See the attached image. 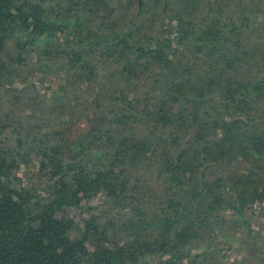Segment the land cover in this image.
Returning <instances> with one entry per match:
<instances>
[{
	"label": "trees",
	"instance_id": "obj_1",
	"mask_svg": "<svg viewBox=\"0 0 264 264\" xmlns=\"http://www.w3.org/2000/svg\"><path fill=\"white\" fill-rule=\"evenodd\" d=\"M0 264H264V0H0Z\"/></svg>",
	"mask_w": 264,
	"mask_h": 264
},
{
	"label": "rangeland",
	"instance_id": "obj_2",
	"mask_svg": "<svg viewBox=\"0 0 264 264\" xmlns=\"http://www.w3.org/2000/svg\"><path fill=\"white\" fill-rule=\"evenodd\" d=\"M100 197L99 198H93V199H87L88 203L91 205L97 204L100 201ZM80 221L79 219L76 217L74 219V223H73V227H77L79 225ZM232 255V254H231Z\"/></svg>",
	"mask_w": 264,
	"mask_h": 264
}]
</instances>
